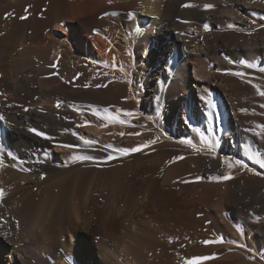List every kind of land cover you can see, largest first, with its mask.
<instances>
[{
    "label": "bare ground",
    "instance_id": "obj_1",
    "mask_svg": "<svg viewBox=\"0 0 264 264\" xmlns=\"http://www.w3.org/2000/svg\"><path fill=\"white\" fill-rule=\"evenodd\" d=\"M261 69L264 0H0V264H264Z\"/></svg>",
    "mask_w": 264,
    "mask_h": 264
},
{
    "label": "snow or ice",
    "instance_id": "obj_2",
    "mask_svg": "<svg viewBox=\"0 0 264 264\" xmlns=\"http://www.w3.org/2000/svg\"><path fill=\"white\" fill-rule=\"evenodd\" d=\"M184 7H190V5H188V4H185L184 5ZM206 8H210V7H212V6H210V5H206L205 6ZM25 17H21V19H24ZM185 23H187V21H185ZM229 27H232V25H229ZM204 28H205V31H208L209 30V25H205L204 26ZM261 71H264V69H261ZM236 75L237 76H240V75H243V73H236ZM85 87H87V85H85ZM261 96H264V91H261L260 93H259ZM209 103V106L210 107H215V105H213L210 101L208 102ZM57 107H59V105H57ZM25 111H28V109L27 108H25L24 109ZM243 111V110H242ZM125 115H127V116H132L133 115V113L131 112V111H128V112H126L125 113ZM0 119H2V117H0ZM124 121H121V123H123ZM81 126H83V125H81ZM262 127H264V126H262ZM29 131L30 132H33L36 136H38V137H43L44 139H48L49 137H48V135L46 134V133H43V132H41V131H39V130H37V129H34V128H30L29 129ZM120 135L121 136H123V135H125L124 133H120ZM83 143L84 144H91L92 143V141H90V140H88V139H83ZM189 143H190V141H189ZM60 147H71V145H66V144H62V145H59ZM124 152H138V151H141V146H138V147H135V148H131V149H126V150H123ZM112 157L111 156H109L108 157V159H111ZM183 157H177L176 159H182ZM251 158L255 161V163H257L261 168H264V159H260V158H258V157H256V156H251ZM79 159H81V160H88V159H91V157H89V156H82V157H79ZM0 163H2V162H0ZM235 163H236V165L237 166H239V167H245V165L241 162V161H239V160H236L235 161ZM43 178V177H42ZM218 180H220V179H223V180H228V179H231V177L230 176H225V177H223V178H217ZM0 197H3V191L2 190H0ZM238 231H240L239 229H237ZM205 243H208L207 241H205ZM203 259H209V257H204ZM187 264H199V262L198 261H188L187 262Z\"/></svg>",
    "mask_w": 264,
    "mask_h": 264
}]
</instances>
